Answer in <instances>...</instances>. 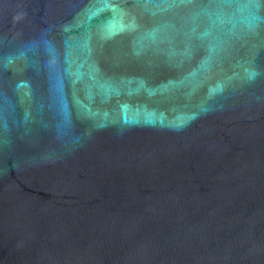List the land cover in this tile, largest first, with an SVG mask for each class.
<instances>
[{"label":"water","instance_id":"1","mask_svg":"<svg viewBox=\"0 0 264 264\" xmlns=\"http://www.w3.org/2000/svg\"><path fill=\"white\" fill-rule=\"evenodd\" d=\"M0 264H264V0H0Z\"/></svg>","mask_w":264,"mask_h":264}]
</instances>
